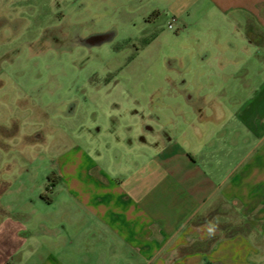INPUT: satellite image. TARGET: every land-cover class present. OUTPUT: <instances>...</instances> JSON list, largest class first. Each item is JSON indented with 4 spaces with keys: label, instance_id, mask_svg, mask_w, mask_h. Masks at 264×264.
<instances>
[{
    "label": "crops",
    "instance_id": "1",
    "mask_svg": "<svg viewBox=\"0 0 264 264\" xmlns=\"http://www.w3.org/2000/svg\"><path fill=\"white\" fill-rule=\"evenodd\" d=\"M213 1L263 46L260 80L229 114L137 116L111 162L60 156L51 195L0 202V264H264V0Z\"/></svg>",
    "mask_w": 264,
    "mask_h": 264
},
{
    "label": "rangeland",
    "instance_id": "2",
    "mask_svg": "<svg viewBox=\"0 0 264 264\" xmlns=\"http://www.w3.org/2000/svg\"><path fill=\"white\" fill-rule=\"evenodd\" d=\"M234 17L213 0H0V202L51 195L72 149L111 162L137 116L187 110L188 96L232 112L263 51Z\"/></svg>",
    "mask_w": 264,
    "mask_h": 264
},
{
    "label": "built area",
    "instance_id": "3",
    "mask_svg": "<svg viewBox=\"0 0 264 264\" xmlns=\"http://www.w3.org/2000/svg\"><path fill=\"white\" fill-rule=\"evenodd\" d=\"M175 22H176L175 18H172L171 21L168 24V28H170V29L173 28Z\"/></svg>",
    "mask_w": 264,
    "mask_h": 264
},
{
    "label": "clouds",
    "instance_id": "4",
    "mask_svg": "<svg viewBox=\"0 0 264 264\" xmlns=\"http://www.w3.org/2000/svg\"><path fill=\"white\" fill-rule=\"evenodd\" d=\"M209 234H214V228H209Z\"/></svg>",
    "mask_w": 264,
    "mask_h": 264
},
{
    "label": "trees",
    "instance_id": "5",
    "mask_svg": "<svg viewBox=\"0 0 264 264\" xmlns=\"http://www.w3.org/2000/svg\"><path fill=\"white\" fill-rule=\"evenodd\" d=\"M50 177V176H49ZM44 196V195H43Z\"/></svg>",
    "mask_w": 264,
    "mask_h": 264
}]
</instances>
